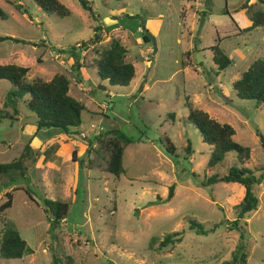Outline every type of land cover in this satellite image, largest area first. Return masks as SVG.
Wrapping results in <instances>:
<instances>
[{"label": "rangeland", "instance_id": "1", "mask_svg": "<svg viewBox=\"0 0 264 264\" xmlns=\"http://www.w3.org/2000/svg\"><path fill=\"white\" fill-rule=\"evenodd\" d=\"M59 1L70 11L68 16L46 14L34 0H0L6 16L0 18V37L4 38L0 41V64L28 67L29 81H49L56 73L65 74L71 80L69 94L95 110L91 115L82 113L80 133H87L91 123L103 130L87 133L85 138L69 135L90 144L91 149L79 160L83 168L78 167L77 184L73 174L74 182L68 185L70 162L67 167L61 165L60 175L66 182L58 188L39 183L31 172H26L25 182L15 184L12 205L0 217V235L5 222L13 225L33 252L21 259L0 258V264H222L231 260L240 241L238 233L228 226L236 217V205L244 190L237 183L218 182L204 187L201 181L215 173L227 174L232 165L264 168V151L255 134L256 129L264 134V104L239 99L232 88V82L264 56V29L247 31L249 13L246 9L244 16L239 15L241 11L235 12L245 0H87L98 21L78 0ZM261 8L259 3L251 5V11ZM110 10L111 20L106 21ZM202 11L207 14L206 20L197 35ZM115 23L124 29L109 33L101 30V41L89 42L93 26ZM140 23L156 40L154 55L151 42L142 40L137 28ZM112 38L121 40L127 50L126 61L135 67V77L125 88L100 81L94 70L98 51L108 47ZM213 45L232 61L218 75L212 54L206 50ZM73 46L77 47L78 59L71 57ZM73 63H79L90 74V81L83 82L93 85L91 92L84 90L90 92L88 101L74 87L77 71L71 70ZM89 74L85 80H89ZM143 84L146 87L141 92ZM11 89L7 80H0V110H17L16 117L29 116L27 124H34L35 115L24 105L27 97L18 100L15 108L4 107ZM106 93L113 96L106 97ZM104 103L106 106H101ZM187 104L231 125L234 141L249 148V158L241 161L235 153H228L213 170L205 172L211 148L187 121ZM101 114L108 119L98 118ZM111 129L145 139L125 148V173L119 179L105 171L109 155L105 133ZM27 133L13 119L0 121V163L20 155ZM97 136L102 142L95 139ZM160 138L174 145L176 157L162 150ZM188 143L189 156L184 153ZM25 164L31 167L32 161ZM171 185L174 189L170 200L147 205L158 197L165 200ZM10 189H0V204ZM253 191L259 202L257 209L244 218L245 264H264V179ZM45 198L69 204L66 219L57 226L43 212ZM190 219L201 223L206 233L198 235L190 230ZM173 232H182L181 241L160 248L163 237Z\"/></svg>", "mask_w": 264, "mask_h": 264}, {"label": "trees", "instance_id": "2", "mask_svg": "<svg viewBox=\"0 0 264 264\" xmlns=\"http://www.w3.org/2000/svg\"><path fill=\"white\" fill-rule=\"evenodd\" d=\"M34 1L46 14H54L60 17H65L70 14L68 8L59 0ZM78 1L82 8L88 11L92 19L98 21L93 10V5L88 3L87 0ZM247 1L241 6V9H246L249 13V20L251 21V26L246 28V30L248 31L255 27L264 29V0H256V3H259L262 8L255 11H251V6L247 5ZM208 3L210 10L212 4L211 2ZM15 7L21 9L19 4H16ZM224 13L228 15L226 8ZM206 15L204 11L201 12V16ZM5 17L4 12L0 9V18L4 19ZM232 22L235 24L233 20ZM114 27V25L103 27L99 24L93 26L94 34L89 39V42L96 43L101 41L100 31L104 30L106 33H109ZM139 27H143L141 23L137 26L138 29ZM142 38L145 43L150 41L143 34ZM3 39V37H0V41ZM218 41H220V38H217ZM76 49V46L71 48V57L78 59L79 56L75 52ZM206 50H209L212 54V62L216 66L215 75H218L219 72H222L231 65V59L224 54L218 45H213ZM197 51L199 52V50ZM126 53L127 50L119 38H112L108 47L98 51V56L95 60V69L101 81H107L110 86L118 87H126L130 84L135 77V68L131 62L126 61ZM70 68L72 71H77L76 77L78 80L81 66L79 63H73ZM28 71V67L15 63L0 64V80H7L12 85V89L7 94V99L3 104L4 107H13L18 100L27 97L24 100L25 108L36 117L35 128L20 155L10 162L0 163V189H9L13 185L26 179V161L31 158L34 162L37 158V153H33L32 155V150L29 145L37 131L41 129H53L65 135H80L78 128L82 124V113L85 111V106L69 94L70 78L65 74L56 73L49 81L41 78H35L29 81L27 79ZM232 88L239 99L252 100L256 104H264V56L253 61L247 70L237 80L233 81ZM140 90L141 88H139ZM187 109V121L192 123L199 132L202 142L208 144L211 148L210 156L205 166V172L207 170H213L228 153H235L240 157L241 161L249 158V148L234 141L233 136L235 131L231 125L220 123L210 117L207 112L195 109L190 104H187ZM12 111L13 113H9L7 110H0V121L3 119H15L14 113H17V110ZM169 118L172 119L173 115H169ZM255 134L258 137L260 147L264 151V134L258 129L255 130ZM105 135L108 136L105 140V147L109 154L105 163V171L113 175L116 179H119L125 173L122 164L125 148L133 142H144L145 139L143 137H128L118 129H111ZM95 139L102 142L100 140L101 136H97ZM159 143L167 155L176 157V148L167 138H160ZM184 153L188 156L191 154L189 143L185 147ZM72 159L73 161H77L75 152L72 155ZM78 165L80 168H83L82 161H78ZM263 170V167L251 170L249 167L232 165L229 167L227 174L219 176L215 173L206 178L204 177L201 181V185L204 187L218 182L237 183L244 190L241 201L236 205V217L228 226L229 230H234L238 233L240 243L233 252L231 260L224 261L222 264H245L247 256L244 238L247 233V222L244 221V218L246 214L257 209L259 199L254 193L253 187L260 184L264 179ZM256 172L259 174L257 175ZM173 189V185L169 186L165 200L158 197L156 201L148 202L147 205L151 206L167 202L173 197ZM13 191L14 189H10V191L8 190L5 193L6 200L0 204V217L4 216L5 211L11 207ZM29 198L33 201L30 195ZM42 209L50 223L53 226H57L62 220L66 219L69 204L65 201L45 198L42 200ZM189 229L198 235L206 233L203 225L193 219L189 220ZM181 239L182 232L167 234L159 243V247L163 248L169 244L180 242ZM32 252V248L21 238L15 227L5 222L0 235V258L21 259ZM54 262L58 263V260H54ZM68 263L73 264L71 261Z\"/></svg>", "mask_w": 264, "mask_h": 264}, {"label": "crops", "instance_id": "3", "mask_svg": "<svg viewBox=\"0 0 264 264\" xmlns=\"http://www.w3.org/2000/svg\"><path fill=\"white\" fill-rule=\"evenodd\" d=\"M246 1L247 0H245V2L243 4H245ZM255 3H256V0H248L247 1V5H250V6L254 5ZM242 5H240V7L238 9H236L235 12L241 11V13L239 15L244 16L246 10L245 9H241ZM227 12H228V10H227ZM111 13H112L111 10L108 11V14H107L108 16L105 17L106 21L107 20L108 21L111 20L110 19V17L112 16ZM228 14H229V12H228ZM245 20H247L246 16H245ZM235 21L236 20L234 19V23H235ZM147 22H148V20L145 21L146 24H147ZM247 23H250V25H249V27H250L251 26V21L249 20V22H247ZM116 24L117 23L111 24V25L115 26ZM111 25H109V26H111ZM104 26H106V25H104ZM119 28L120 29H124V27H122L120 25V23H119V25L115 26L114 29H112L111 31L119 29ZM238 28H240V27H238ZM94 70H95V73H96V69H94ZM88 74L89 73H87L86 68L85 67H81L80 70H79V79L75 80V84H74V87L76 88V91L78 93L82 94V95H85L84 98H85L86 101H88L90 99V98L88 99V96H90L89 94H90L91 90H93V85H91V84L87 85L86 83L85 84L83 83L85 81L86 82L90 81V78H91L90 74H89V80L88 79L85 80V78L88 76ZM80 83H83L84 85L82 86ZM144 84H143V87L141 88V92L146 87ZM98 86H101V85H98ZM128 86H126V87H128ZM111 87H113V86H111ZM121 88H125V87H121ZM87 89L90 92L84 91V90H87ZM69 90H71V88ZM103 92L105 93V91H103ZM109 94L110 93H106V95H107L106 97H110ZM110 95H111V97L113 96V94H110ZM82 104L85 106V111L84 112H86L88 115L93 114V112L95 110L90 109L85 103H82ZM18 116L16 117L14 115L15 119H13V120L18 122L19 126L23 127V132H25V133L28 132L26 135L29 138L31 136L32 132H33V129L35 128L34 127L35 123L32 124V125L27 124L28 120L30 118L29 116L28 117L27 116L24 117L23 115H20L19 117ZM102 117L108 119L106 114H101V116L98 115V118H102ZM27 128H29V131H28ZM54 131H57V130L41 129V130H39V131H37L35 133L34 137L31 139L29 145H30L31 150H32V155H33V153L34 154L37 153V158H36V160L34 162L31 160V158L28 159L27 161H29V160L32 161V166L31 167H27L26 166L27 167L26 172H31L34 175V178L37 177L39 179V181H38L39 183L47 184L49 187L52 186V189L54 188L55 185H57V188H58V187H60V185L62 186V185H64V182H66V179L64 181V179L61 176L62 175L61 165H63V168L67 167V165H68L67 162H70L71 165H72V168L70 169V175H69L70 181H69L68 185H70V183L74 182L73 178H71L72 177L71 175H73V174H75V184H77L78 175H79L78 161L81 160V158L84 155L86 156L87 150L90 149V144L88 145L85 142H83L82 140L70 138L69 135H65L62 132H58V131L54 132ZM38 133H40V135H38ZM28 138H27V141H28ZM74 152H75L76 158L78 157L77 161H73L72 160V155H73ZM25 180H24V182H25ZM19 184H21V183H19ZM68 185L63 186V187L67 188ZM14 187H15V185H13L11 187V189H13ZM66 188L63 189V194H64V191H65ZM12 198H13V195H12ZM74 198H75V194L73 196V199ZM33 201H34V199H33Z\"/></svg>", "mask_w": 264, "mask_h": 264}, {"label": "water", "instance_id": "4", "mask_svg": "<svg viewBox=\"0 0 264 264\" xmlns=\"http://www.w3.org/2000/svg\"><path fill=\"white\" fill-rule=\"evenodd\" d=\"M205 21V16H201L200 17V22H199V26H198V30H197V35H199L202 26L204 24ZM140 32L145 35L151 42L152 44V54L154 55L157 51V47H156V40L154 38V36L152 35V33L150 31H148L144 26L140 28ZM143 40V39H142ZM196 57L200 60L199 58V54L196 53Z\"/></svg>", "mask_w": 264, "mask_h": 264}, {"label": "built area", "instance_id": "5", "mask_svg": "<svg viewBox=\"0 0 264 264\" xmlns=\"http://www.w3.org/2000/svg\"><path fill=\"white\" fill-rule=\"evenodd\" d=\"M76 46L78 47V45H76ZM101 106L105 107L106 104H105V103H104L103 105L101 104ZM102 130H103V129H102L101 127L94 128L93 123H91V124L89 125V131H87V133L99 134L100 131H102ZM87 133H80V136H81L82 138H85L86 135H87Z\"/></svg>", "mask_w": 264, "mask_h": 264}]
</instances>
